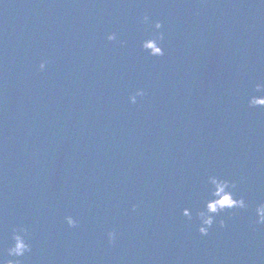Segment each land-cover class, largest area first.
I'll return each mask as SVG.
<instances>
[{
  "label": "water",
  "instance_id": "1",
  "mask_svg": "<svg viewBox=\"0 0 264 264\" xmlns=\"http://www.w3.org/2000/svg\"><path fill=\"white\" fill-rule=\"evenodd\" d=\"M256 83L264 0H0V256L23 227L21 264H264ZM210 175L248 208L202 236Z\"/></svg>",
  "mask_w": 264,
  "mask_h": 264
},
{
  "label": "clouds",
  "instance_id": "2",
  "mask_svg": "<svg viewBox=\"0 0 264 264\" xmlns=\"http://www.w3.org/2000/svg\"><path fill=\"white\" fill-rule=\"evenodd\" d=\"M142 23L150 24L149 15L146 13L143 16ZM154 28L157 30L156 34L149 39L143 40L141 47L148 51L150 56H163L164 49L161 47V42L164 39V35L159 30L162 28L160 21L154 23ZM108 40H116V34H109L107 37ZM123 41L121 44L123 45ZM48 61L46 59L41 60L39 64V70L44 71L47 67ZM264 88V85L256 83L255 90L257 92L261 91ZM143 89H138L134 96H130L129 100L132 103L136 102V96H143ZM249 107H261L264 108V97H257L251 95L248 99ZM208 182L213 186L212 195L216 197L215 199L209 200L206 202L205 209L198 212L197 217L199 219L198 232L202 236H207L209 230L212 228L213 224L216 222V216L225 211L226 209H247L248 204L245 201L244 197L237 198L235 194V189L237 187L235 182L229 181L228 179L221 178L216 175L208 176ZM133 205V209H135ZM184 216L191 219V211L187 208L182 210ZM256 215V224H264V202L259 203L255 207ZM66 223L69 227H74L77 224V221L72 216L65 217ZM221 227L225 226L223 219L219 221ZM27 229L26 228H13L12 230V245L7 248V256L14 257L15 259H6L4 256H0V264H21L20 257H23L25 253L31 251V246L26 240ZM117 239V234L115 231H110L108 233L109 243H113Z\"/></svg>",
  "mask_w": 264,
  "mask_h": 264
}]
</instances>
